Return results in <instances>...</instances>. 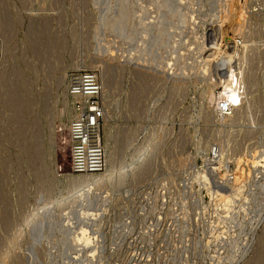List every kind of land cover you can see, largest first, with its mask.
<instances>
[{
	"label": "rangeland",
	"instance_id": "374dc122",
	"mask_svg": "<svg viewBox=\"0 0 264 264\" xmlns=\"http://www.w3.org/2000/svg\"><path fill=\"white\" fill-rule=\"evenodd\" d=\"M205 1L214 2L204 8L208 16L215 0ZM237 1L251 11L247 31L260 55L264 0ZM179 3L0 0V251H6L0 264H264V170L253 169V179H247L242 197L229 209L206 190L230 192L218 172L208 185L200 178L208 165L218 163L213 153L220 144L225 150L222 169L231 168V172L236 169V157L263 150L264 58L256 55L251 63L259 82L245 117L236 122L210 119L202 90L203 81L216 72V63L210 62L212 73H200L201 56L209 53L215 32L208 21L205 42L211 45L197 50L200 27L192 21L184 26L180 13L190 4ZM107 17L118 20L111 26ZM216 28L221 29L218 24ZM223 32L225 41L235 40L233 28L224 27ZM176 40L178 49L173 44ZM182 51L187 58L179 54ZM166 59L171 61L169 66ZM184 62L189 63L188 74L176 84L169 72ZM87 69L97 73L104 85L103 146L107 122L117 168L138 167L119 187L104 190L103 203L88 205L90 210H81L79 203L62 211L57 203L46 208L44 202L60 200L69 190L63 175L73 173L70 131L60 126L57 114L66 100L68 77ZM64 121L68 122L66 116ZM52 127L57 138L54 149ZM243 167L250 168L246 162ZM32 211L43 220H26ZM82 239L83 247L77 242Z\"/></svg>",
	"mask_w": 264,
	"mask_h": 264
},
{
	"label": "bare ground",
	"instance_id": "6f19581e",
	"mask_svg": "<svg viewBox=\"0 0 264 264\" xmlns=\"http://www.w3.org/2000/svg\"><path fill=\"white\" fill-rule=\"evenodd\" d=\"M179 1V0H178ZM263 1V0H262ZM155 2V1H154ZM195 2V3H194ZM211 3H214L212 1H210ZM210 2H207L205 0H189L187 2V0H180V5L181 6H185L186 3H189V7L188 10L181 12V17L180 20L183 22L184 26L185 24L188 25V23H190L192 21L193 24H197L198 27H200V36H199V41L198 43V49L200 52L204 51V49L207 48L206 43L205 42V29H206V24L209 21L210 26L213 29V32H215V40L214 44L209 47V53L207 52V55L205 53L202 54L201 58L203 61V65H202V69H201V74H205V76H207L210 72H211V65L210 62H215L216 63V72L212 73L211 75L209 74V77L203 81L206 82L205 86L202 90V95L203 98L205 100V103L207 104V109L205 107L207 116H209V118H213L216 120H221L222 119L224 121H239L240 119H242L243 117H245V113L247 112V109L250 110V107L252 105V101L254 99L255 96V86L258 85L259 82V77L258 74L253 71L254 67L252 68L251 63H253V61L255 60V57L257 55L256 53V47L254 46L255 43V38L252 36V34L250 33V30L247 31V28H249V21L251 19V16L248 13H251V11L247 10V6H245L246 4H238L237 0H215V4H214V8L212 11L208 12L209 14H207L208 16H206L204 8L210 4ZM129 3V2H128ZM157 3V2H156ZM245 3V2H244ZM124 4V2H123ZM153 5V4H152ZM151 5V6H152ZM147 6V5H145ZM261 7V6H260ZM142 8V7H141ZM149 8V7H147ZM153 8V7H152ZM255 8V7H254ZM117 9V7H116ZM151 9V8H150ZM149 9V10H150ZM155 9V8H154ZM212 9V8H210ZM253 9V8H252ZM148 10V9H146ZM183 10V8H182ZM185 10V9H184ZM122 11V10H121ZM153 11V10H152ZM150 12V11H149ZM160 12V11H159ZM118 14V13H117ZM157 15V14H156ZM255 15V14H254ZM130 16V15H129ZM177 17V16H176ZM108 18V17H107ZM115 17H109L108 19H110L109 24L111 26H113L116 22V20L118 19H114ZM134 18V17H133ZM156 18V17H155ZM149 19V18H148ZM165 19V18H164ZM177 19V18H176ZM111 20H113V22H111ZM163 20V19H162ZM166 20V19H165ZM174 20V19H172ZM153 21V20H152ZM175 21V20H174ZM173 23V21H171ZM251 22V21H250ZM164 25V22H162ZM166 23V22H165ZM169 23V22H168ZM175 23V22H174ZM107 24V23H106ZM167 24V23H166ZM220 25L221 29L218 30L216 26ZM191 24H189L190 26ZM157 26V24H156ZM155 26V27H156ZM196 26V25H195ZM210 26H208L210 28ZM136 27V26H135ZM193 27V26H192ZM191 27V28H192ZM197 27V26H196ZM197 27V28H198ZM224 27H231L234 30V37L235 40H226L225 41V33L223 32V28ZM104 28V27H103ZM164 29H166V26L163 27ZM190 28V27H189ZM195 27H193L194 29ZM195 28V29H197ZM216 28V29H215ZM185 29V28H184ZM192 29V30H193ZM168 30V29H167ZM225 30V29H224ZM228 30V29H227ZM261 30V29H260ZM164 31V30H163ZM186 31V30H185ZM209 31V30H208ZM211 31V30H210ZM110 32V31H109ZM108 32V35H109ZM112 32V31H111ZM167 32V31H166ZM165 32V33H166ZM207 32V31H206ZM198 33V34H199ZM111 34V33H110ZM168 34V33H166ZM189 34V33H188ZM164 36H166L165 34H163ZM191 35V34H190ZM192 35H194L192 33ZM196 35V34H195ZM194 35V36H195ZM113 36V35H112ZM197 36V35H196ZM192 37V36H189ZM140 38V36H139ZM162 38V37H161ZM169 38V37H168ZM193 38V37H192ZM195 38V37H194ZM110 39V38H108ZM167 39V37H166ZM173 39V38H172ZM186 39V37H185ZM197 39V38H196ZM195 39V40H196ZM209 39V38H208ZM234 39V38H232ZM165 40V39H164ZM187 40V39H186ZM193 40V41H195ZM207 40V39H206ZM212 40V41H213ZM156 41V40H155ZM197 41V40H196ZM162 43L164 42L163 39L161 41ZM167 42V41H166ZM165 42V43H166ZM170 42V41H169ZM178 42L179 40H176L175 42H173V44H175V48L178 46ZM187 42V41H186ZM191 42V41H190ZM225 42V43H224ZM114 43V42H113ZM183 43V42H182ZM208 43L211 45V42L208 41ZM207 43V45H208ZM164 44V43H163ZM169 44V43H167ZM195 44V43H194ZM159 45V44H158ZM181 45V44H180ZM262 45V44H261ZM108 47V46H107ZM133 47V46H132ZM171 50H173V45H171ZM110 48V47H109ZM116 48V47H115ZM191 48V46L189 47V49ZM196 48V47H195ZM194 48V50H195ZM117 49V48H116ZM119 49V46H118ZM178 49V47H177ZM181 48H179L180 50ZM188 49V47H187ZM184 50V49H183ZM174 51V50H173ZM192 51V50H191ZM179 52V51H178ZM194 52V51H192ZM198 52V51H197ZM199 52V53H200ZM164 54V53H163ZM173 54V53H172ZM182 57H186V53L180 52L179 53ZM189 54V52H188ZM192 54V53H191ZM195 54V53H194ZM194 54L192 55L193 57L191 58H195ZM263 54V55H262ZM259 56L258 58L262 59L264 58V51L263 53ZM168 55V54H167ZM178 55V54H177ZM196 55V54H195ZM198 55V53H197ZM200 55V54H199ZM191 56V55H190ZM188 55V59H190V57ZM166 57V56H165ZM178 58V57H177ZM187 58V57H186ZM197 58V57H196ZM257 58V57H256ZM157 59V58H156ZM163 60V59H162ZM167 60V59H166ZM187 60V59H186ZM196 60V59H195ZM200 61V59H198ZM198 60L196 62H198ZM263 60V59H262ZM164 61V60H163ZM162 61V62H163ZM192 61V59H191ZM157 62V61H156ZM169 62H171L170 60L166 61V66H169ZM178 62V61H177ZM181 62V61H180ZM183 62V61H182ZM190 62V61H187ZM159 63V62H158ZM193 63V61H192ZM199 63V62H198ZM201 63V61H200ZM258 63V62H257ZM174 64V63H173ZM173 64L171 66H173ZM182 64V63H181ZM189 64V63H188ZM187 64V65H188ZM194 64V63H193ZM263 64V63H262ZM89 65V64H88ZM186 63L184 62V64L179 67L178 69H173L170 70L169 73H173L172 75V80H174L177 84V82L181 83L182 81H184L182 79V77L184 76V74H188L185 71L187 69H189ZM197 65V64H195ZM257 65V64H255ZM78 66V65H76ZM75 66V67H76ZM158 66V65H157ZM163 66V65H162ZM164 66V67H166ZM201 66V65H200ZM209 66V67H208ZM197 68V67H194ZM193 69V68H192ZM257 69V68H256ZM255 69V70H256ZM163 70V69H162ZM174 70V71H173ZM177 70V71H175ZM169 71V70H168ZM179 71V72H178ZM193 71V70H192ZM196 71V69H195ZM210 71V72H209ZM213 71V70H212ZM162 73V72H161ZM165 73V72H164ZM163 73V74H164ZM193 73V72H191ZM190 73V74H191ZM198 73V72H197ZM166 74V73H165ZM189 74V75H190ZM148 75V74H147ZM192 75V74H191ZM190 75V76H191ZM194 75V74H193ZM196 75V74H195ZM194 75V78H195ZM199 75V77H201ZM104 76V75H103ZM153 76V75H152ZM168 76V75H166ZM171 76V74H170ZM189 76V77H190ZM204 76V77H205ZM213 76H215L213 78ZM63 78H61V82L60 79L58 80L61 84L63 82ZM72 78V75L68 77V85H67V90H69V86H70V80ZM184 78V77H183ZM186 78V77H185ZM184 78V79H185ZM189 79V78H188ZM205 79V78H204ZM145 80V79H144ZM166 80V79H165ZM194 80V79H193ZM196 80H199L196 79ZM168 81V80H167ZM146 82V81H145ZM202 82V83H203ZM60 83H58L60 85ZM102 84V83H101ZM143 84V83H142ZM145 85V84H144ZM159 86V85H158ZM104 87V85H103ZM169 87V85H168ZM171 87V86H170ZM218 87H221L222 89L218 90ZM158 90V89H157ZM168 90V89H167ZM173 90V89H172ZM180 91V90H179ZM110 92V91H109ZM173 92V91H172ZM160 94V93H159ZM69 91H65V96H66V100L61 108V110L58 112L57 114V118L59 119V123L60 126H62L63 128L66 127L69 129L71 128V122L73 120L74 117V112H73V108H72V104H70V99L71 96L69 95ZM11 96V95H10ZM68 97H70L68 99ZM173 97V96H172ZM256 98V97H255ZM170 99V98H169ZM179 99V98H178ZM176 101V100H175ZM181 102V101H180ZM239 102V103H238ZM204 103V102H203ZM249 104L248 108L246 107V104ZM173 104V103H172ZM177 105V104H176ZM175 105V106H176ZM260 105V104H259ZM165 106V105H164ZM167 106V105H166ZM262 106V105H261ZM173 107V106H172ZM176 108V107H175ZM173 109V108H172ZM255 109V107H254ZM104 110V109H103ZM170 110V109H169ZM257 110V109H256ZM255 110V112H256ZM107 111V110H106ZM245 111V112H244ZM17 112V111H16ZM259 112V111H258ZM253 113V112H252ZM103 115L106 117V112L105 110L103 111ZM184 115V114H183ZM258 115V114H257ZM67 117L68 122L65 123L64 121V117ZM251 116V115H250ZM249 116V118H250ZM253 117V116H252ZM255 117V116H254ZM222 118V119H221ZM248 118V119H249ZM257 118V117H256ZM253 119V118H252ZM255 120V119H254ZM211 121V120H210ZM245 122V121H244ZM254 122V121H253ZM252 124V123H251ZM233 125V124H232ZM25 126V125H24ZM111 126L106 122L105 125V157H106V169L104 171L101 172H93V173H84V174H78L75 173L73 170V173H65L63 176L65 178H67L69 180V190L67 192L64 193L65 196H63L60 200L59 199H55V200H47L46 202H44L43 206L48 208L50 205H53L54 203H57L58 206L60 207V211H62V208L67 207V206H73L76 203H79L80 205H78V207H81V210H90L87 206L88 205H96L98 204L100 201L102 202L101 198L103 199V191L107 190V189H111L110 187H119L121 184H123L127 178V175L131 172H134L136 170V168L138 167V164H132V167L130 168V170H124V167L120 166L119 169L117 168L115 162L116 159L114 161V153L112 150V145L110 142V139L112 138V131H111ZM224 127V126H223ZM57 128V127H56ZM58 130V129H57ZM234 130V129H233ZM159 131V130H158ZM181 131V130H180ZM217 131V130H216ZM223 133V132H222ZM252 133V132H251ZM242 136V135H241ZM254 136V135H253ZM18 137V136H17ZM180 137V136H179ZM233 138V137H232ZM248 138V137H247ZM246 140V139H245ZM70 142H71V133H70ZM50 143H51V148H55L56 147V143H57V138H56V134H55V129L54 127H52L51 133H50ZM220 143V142H219ZM164 144V143H163ZM212 144V143H211ZM217 144V143H216ZM155 143L152 145V148L154 147ZM215 145V144H214ZM218 145V144H217ZM212 146V145H211ZM215 147V146H214ZM35 148V147H34ZM263 148V147H262ZM202 149V148H201ZM205 149V148H204ZM212 149V148H211ZM173 150V149H172ZM214 150V149H213ZM179 151V150H178ZM224 146L222 144H220L219 146H217L215 148V157L218 159V163H216L215 165H213L212 168H209L207 166L208 169L203 170V172L201 173V179H203L206 184L208 185L210 183L211 177L212 179L215 178V172H218V175H220L219 177L225 181L226 183H228L230 185V192H228V190H223L221 188H218L216 190H213L210 187H207V191L211 192L212 194H214L216 196V198H218V200L224 202V205L229 209L231 208L234 203H236V200L241 196L242 197V193H243V187L246 185V181L248 178H250L253 169H255V171H258L259 173H262V170H264V148L263 150L261 149V151L256 152V149L252 150V153H250V156L247 155H242L236 157V169L232 170V172L230 171V169L226 168L225 170L222 169V163H223V157H224ZM248 152H251V150H249ZM181 154V153H180ZM186 154H188L186 152ZM186 154H184L185 156H187ZM211 154V152H210ZM175 156V155H173ZM214 156V155H212ZM179 157V155H178ZM184 157V156H183ZM16 159V158H15ZM180 159V158H179ZM182 159V158H181ZM212 159V158H211ZM215 159V158H214ZM185 160V159H184ZM183 160V161H184ZM207 160V159H206ZM54 161V160H53ZM150 161V160H149ZM187 161V159H186ZM189 161V160H188ZM191 161V160H190ZM211 161V160H210ZM246 162V164H248V167L250 168H244L243 167V163ZM189 163V162H188ZM194 163V162H193ZM206 163V162H205ZM213 163V162H212ZM203 164V163H202ZM210 164V163H208ZM229 164V163H228ZM184 165V164H183ZM186 165V164H185ZM190 165V163H189ZM207 165V164H206ZM226 165V164H224ZM223 165V166H224ZM231 165V164H230ZM59 166V165H58ZM182 166V163H181ZM180 166V167H181ZM192 166V165H191ZM193 167V166H192ZM231 167V166H230ZM206 168V167H205ZM235 168V167H234ZM74 169V167H73ZM58 170V169H57ZM124 170V171H123ZM60 171V170H59ZM143 172V171H142ZM230 172V173H229ZM229 173V174H228ZM58 174V172H57ZM60 174V173H59ZM181 175V173H180ZM217 175V176H218ZM253 175V174H252ZM259 175V174H258ZM252 177V176H251ZM218 178V179H220ZM217 179V178H216ZM217 179V180H218ZM253 179V177H252ZM256 179V178H255ZM185 182V181H184ZM218 183V182H217ZM216 183V184H217ZM189 184V183H188ZM215 184V182H214ZM221 184V183H220ZM224 184V183H223ZM258 184V183H257ZM228 185V186H229ZM256 184H254L255 186ZM182 186V185H181ZM253 186V185H252ZM24 187V186H23ZM185 189L186 187L183 186ZM188 187V186H187ZM221 187V186H220ZM19 188V187H18ZM226 188V186H225ZM248 188V187H247ZM261 188H263V185L261 186ZM167 189V188H166ZM184 189V190H185ZM183 190V188H182ZM183 190V191H184ZM189 190V189H188ZM111 191V190H110ZM43 192V191H42ZM182 192V191H181ZM187 192V191H186ZM256 192V191H253ZM47 193V192H46ZM106 193V192H105ZM185 193V192H184ZM189 194V192H187ZM252 193V192H251ZM185 195V194H184ZM187 195V194H186ZM188 196V195H187ZM194 196V195H193ZM251 196V195H250ZM249 196V197H250ZM185 197V196H184ZM183 197V198H184ZM248 197V196H247ZM248 197V199H249ZM39 198V197H38ZM106 198V197H105ZM192 198V197H190ZM195 198V197H194ZM211 198V197H210ZM68 199V203H64V200ZM243 199V198H242ZM247 199V198H246ZM43 200V199H42ZM106 200V199H105ZM250 200V199H249ZM249 200H244L245 202L249 201ZM104 201V200H103ZM107 201V200H106ZM197 201V200H196ZM103 203V202H102ZM101 203V204H102ZM176 203V202H175ZM186 203V202H185ZM62 204V205H61ZM68 204V205H67ZM183 204V203H182ZM193 204V203H192ZM233 204V205H232ZM66 205V206H64ZM76 205V206H77ZM104 205V204H103ZM195 205V204H194ZM211 205V204H210ZM244 205V204H243ZM48 206V207H47ZM56 206V205H55ZM101 206V205H100ZM199 206V204H198ZM197 206V207H198ZM38 207V206H37ZM40 207V206H39ZM52 207V206H51ZM74 207V206H73ZM95 207V206H94ZM219 207V205H218ZM243 207V206H241ZM239 207V208H241ZM41 208V207H40ZM40 208H35L34 211L40 212L43 210ZM53 208H55L53 206ZM63 208V209H64ZM71 208V207H70ZM76 208V207H75ZM182 208V207H181ZM192 208V207H191ZM195 208V207H194ZM57 209V208H56ZM66 209V208H65ZM64 209V210H65ZM72 209V208H71ZM92 209V208H91ZM95 209V208H94ZM185 209V208H184ZM189 209V207H188ZM193 209V208H192ZM226 209V208H225ZM242 209V208H241ZM55 210V209H54ZM59 210V209H58ZM75 210V209H74ZM93 210V209H92ZM96 210V209H95ZM99 210V209H98ZM103 210V209H100ZM99 210V211H100ZM195 210V209H194ZM244 210V209H243ZM34 211H32L31 213H29V215L26 217V220H28L29 218L31 222L37 217H40L39 219H41L40 213L36 214ZM78 211V210H77ZM181 211V209H180ZM228 211V210H227ZM193 212V211H192ZM229 212V211H228ZM245 212V211H244ZM247 212V211H246ZM47 213V212H46ZM51 213V212H49ZM54 213V212H53ZM36 214V215H35ZM72 214V213H71ZM227 214V213H226ZM42 215V213H41ZM45 215V214H44ZM223 215V214H222ZM229 215V214H228ZM61 216V215H60ZM226 217V216H225ZM183 218V217H182ZM228 218V216H227ZM35 219V221H36ZM49 219V218H48ZM43 220V219H41ZM40 220V222H41ZM25 221V220H24ZM29 221V220H28ZM34 221V222H35ZM38 221V219H37ZM27 222V221H26ZM49 222V221H48ZM33 223V222H32ZM36 223V222H35ZM40 224V223H39ZM49 224V223H48ZM30 225V224H29ZM37 225V224H36ZM65 227V225H64ZM30 228V227H29ZM35 228V227H34ZM92 229V228H91ZM29 230V229H28ZM32 230V229H31ZM21 231V230H20ZM30 232V231H29ZM38 232V231H37ZM17 233V232H16ZM36 233V232H35ZM34 233V234H35ZM95 233V232H94ZM23 234V233H22ZM87 234H91V232L88 231ZM42 235V234H41ZM94 235V234H93ZM224 235V234H223ZM23 236V235H22ZM37 236V235H36ZM20 237V236H19ZM23 238V237H22ZM85 238V237H84ZM16 239V238H15ZM88 240V242L85 243H89V239L86 238ZM95 241H98L96 238H94ZM78 243H80V246H84L83 243V239L77 241ZM97 243V242H96ZM12 244V243H11ZM38 245V244H37ZM79 245V244H78ZM95 247V246H94ZM18 248V247H17ZM32 248V247H31ZM20 249V248H19ZM28 249V248H27ZM94 249V248H92ZM19 251V250H18ZM96 251V250H95ZM29 252V251H28ZM6 253V251H4V249L2 251H0V257L3 258V255ZM95 253V252H94ZM96 254L92 253V258H95ZM86 257V256H85ZM77 258V257H76ZM78 259V258H77ZM85 259V258H84ZM87 259V258H86ZM79 260V259H78ZM88 260V259H87ZM91 260V258H90ZM1 261V260H0ZM87 262V261H85ZM89 262V261H88ZM39 264V263H38ZM90 264V263H89Z\"/></svg>",
	"mask_w": 264,
	"mask_h": 264
},
{
	"label": "built area",
	"instance_id": "2783aa9c",
	"mask_svg": "<svg viewBox=\"0 0 264 264\" xmlns=\"http://www.w3.org/2000/svg\"><path fill=\"white\" fill-rule=\"evenodd\" d=\"M68 91L74 112L70 128L73 170L78 174L101 172L106 167L100 128L104 103L97 73L87 69L72 75Z\"/></svg>",
	"mask_w": 264,
	"mask_h": 264
}]
</instances>
